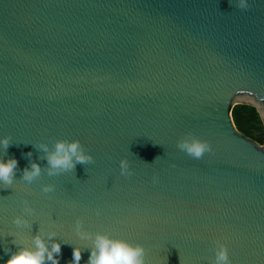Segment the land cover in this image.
Wrapping results in <instances>:
<instances>
[{
	"label": "water",
	"instance_id": "water-1",
	"mask_svg": "<svg viewBox=\"0 0 264 264\" xmlns=\"http://www.w3.org/2000/svg\"><path fill=\"white\" fill-rule=\"evenodd\" d=\"M264 0H0V264H264Z\"/></svg>",
	"mask_w": 264,
	"mask_h": 264
},
{
	"label": "trees",
	"instance_id": "trees-1",
	"mask_svg": "<svg viewBox=\"0 0 264 264\" xmlns=\"http://www.w3.org/2000/svg\"><path fill=\"white\" fill-rule=\"evenodd\" d=\"M232 117L236 128L254 139L255 141L262 143L260 135H254L253 128L259 131L262 129L260 118L255 108L247 105H237L233 108Z\"/></svg>",
	"mask_w": 264,
	"mask_h": 264
},
{
	"label": "rangeland",
	"instance_id": "rangeland-1",
	"mask_svg": "<svg viewBox=\"0 0 264 264\" xmlns=\"http://www.w3.org/2000/svg\"><path fill=\"white\" fill-rule=\"evenodd\" d=\"M261 126H262L261 130L257 131V130H255V128H253L252 131L254 132V135H256V136L260 135L261 139H262V142H263V139H264V127H263L262 123H261Z\"/></svg>",
	"mask_w": 264,
	"mask_h": 264
}]
</instances>
